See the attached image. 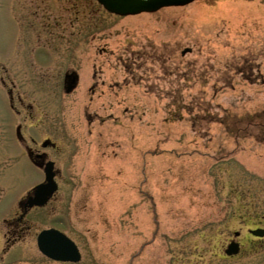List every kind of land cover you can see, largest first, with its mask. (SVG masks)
I'll use <instances>...</instances> for the list:
<instances>
[{"label": "rangeland", "instance_id": "rangeland-1", "mask_svg": "<svg viewBox=\"0 0 264 264\" xmlns=\"http://www.w3.org/2000/svg\"><path fill=\"white\" fill-rule=\"evenodd\" d=\"M15 1L48 4L34 70L12 63L23 45L8 15ZM70 73L78 81L66 94ZM4 75L24 108L10 113L0 85V238L43 182L17 158L12 116L25 139L52 140L42 151L58 173L7 264H73L39 253L35 236L48 229L75 243L74 264H228L234 232L244 251L246 230L264 227V0L125 17L92 0H0Z\"/></svg>", "mask_w": 264, "mask_h": 264}, {"label": "flooded vegetation", "instance_id": "flooded-vegetation-1", "mask_svg": "<svg viewBox=\"0 0 264 264\" xmlns=\"http://www.w3.org/2000/svg\"><path fill=\"white\" fill-rule=\"evenodd\" d=\"M47 5L48 4L43 3L42 1H15L13 4L7 7L9 19H12V26L15 27L16 31H18V39L21 40V42L23 43V45L21 46L22 48L19 47L21 56L12 61V63H18L19 65H27L28 62H30L29 64L31 66L29 67L34 70L33 64L36 65L35 63H37V57H44L42 56L43 51L46 52V50L43 48H40L41 50H38L35 44L37 42L38 36H40L37 35L36 32L37 29L38 31H40L42 15L46 14ZM43 11L44 13H42ZM15 25H18V27H16ZM25 54L31 57V61H28L26 59ZM1 69L7 74L8 71H6L5 67H2ZM7 83H9L10 87H7ZM0 85L3 87V91L5 90L4 92H1L3 94V98L5 99L6 107L8 108L10 113H13L14 115L16 114L17 117H20L21 112L24 108V100L23 98H21L19 93H14L16 88L14 81L10 77L4 75L0 77ZM12 120L10 125L12 129L13 144L17 148V158L20 160H25L24 157L27 158L29 164L42 173L44 180V165L47 162L52 161L47 160V155L42 150H46L48 148L55 149L52 140L46 138L44 139V141L39 142L33 137H29L27 140L23 136V126L21 125V123L19 122L18 125L12 127ZM51 133L53 135H56L55 126L53 128L51 126ZM1 135L2 132L0 133V141ZM4 161L5 160H3V162ZM54 173L56 178L58 173L55 170ZM32 192L33 191H31L29 195L25 196L26 198L24 199L22 206L18 209L17 213L11 219L5 217V214H7L9 211L8 208L4 209V212H1V215L4 214L5 218L2 221L1 228L2 234L0 242L1 240H3L4 242L2 244L0 243V264L9 263V260L6 259H9L10 250L13 249L14 246H16L18 243L22 242V240H24L30 232L31 223L29 222L28 218L30 217L32 212H34L36 209H40L39 207L25 208L23 206L27 198L32 195ZM53 196L49 199V201L53 198ZM263 219L264 216L260 220ZM258 230L264 232V227L256 226L254 228H248L246 230L247 237L245 245L248 247V249H244V251V244L242 245L238 241L241 232L235 231L233 235L234 240L231 239L227 247L230 244H237V253L231 255H226L224 253V256L222 257L223 260H225L228 264H264V233L260 236L253 234V232ZM38 234L35 236V239H37Z\"/></svg>", "mask_w": 264, "mask_h": 264}, {"label": "water", "instance_id": "water-1", "mask_svg": "<svg viewBox=\"0 0 264 264\" xmlns=\"http://www.w3.org/2000/svg\"><path fill=\"white\" fill-rule=\"evenodd\" d=\"M106 12L119 16H135L151 14L163 8L183 7L197 0H92ZM78 77L75 73L65 75V93H71L77 85ZM53 162L44 165V181L37 185L24 203V207H43L57 191ZM263 231H255L254 235H262ZM38 251L46 258L62 263H78L81 259L76 245L63 233L48 229L41 231L36 239ZM237 253V244H230L225 250L226 255Z\"/></svg>", "mask_w": 264, "mask_h": 264}, {"label": "trees", "instance_id": "trees-1", "mask_svg": "<svg viewBox=\"0 0 264 264\" xmlns=\"http://www.w3.org/2000/svg\"><path fill=\"white\" fill-rule=\"evenodd\" d=\"M253 118H254V116H248V119H249V120H253ZM223 120H224V119H221V120H220V123L224 125V123L226 122V120H224V121H223ZM260 120H261V119H260ZM258 125L264 127V121H262V122L260 121V122L258 123ZM227 130H229L228 127H227Z\"/></svg>", "mask_w": 264, "mask_h": 264}]
</instances>
